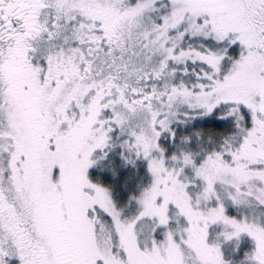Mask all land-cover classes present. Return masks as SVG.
I'll list each match as a JSON object with an SVG mask.
<instances>
[{
	"label": "snow or ice",
	"instance_id": "6c2138e0",
	"mask_svg": "<svg viewBox=\"0 0 264 264\" xmlns=\"http://www.w3.org/2000/svg\"><path fill=\"white\" fill-rule=\"evenodd\" d=\"M0 264H264V0H0Z\"/></svg>",
	"mask_w": 264,
	"mask_h": 264
}]
</instances>
